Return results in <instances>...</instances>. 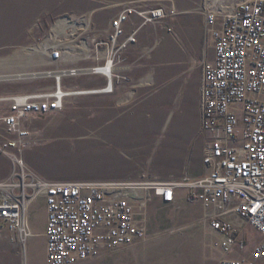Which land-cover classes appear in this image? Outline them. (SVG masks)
I'll list each match as a JSON object with an SVG mask.
<instances>
[{
  "label": "rangeland",
  "instance_id": "obj_1",
  "mask_svg": "<svg viewBox=\"0 0 264 264\" xmlns=\"http://www.w3.org/2000/svg\"><path fill=\"white\" fill-rule=\"evenodd\" d=\"M238 1L222 0V5L233 7ZM207 2L0 0V76L26 74V80L0 82V95L51 83L27 76L46 69L44 62L37 67L32 48L49 38L58 21L84 18L90 24L84 36L92 46L101 44V54L111 21L124 7L164 6L175 11L141 27L136 41L118 54L112 94L71 98L62 111L25 122L30 132L21 153L25 168L51 182H167L204 175L202 160L210 139L201 126L202 68L213 58L204 24ZM138 25L132 17L124 26L125 35ZM103 85V78L91 75L66 80V86L83 89ZM12 166L0 152V180L9 177ZM145 213V241L80 264H218V235L209 228L206 211L199 203L185 201L184 192L173 204L153 198ZM45 220V203L38 199L29 210L32 235L24 246L0 237V264H46L41 233ZM244 232L250 240L244 253L248 255L260 236L250 226Z\"/></svg>",
  "mask_w": 264,
  "mask_h": 264
},
{
  "label": "built area",
  "instance_id": "obj_2",
  "mask_svg": "<svg viewBox=\"0 0 264 264\" xmlns=\"http://www.w3.org/2000/svg\"><path fill=\"white\" fill-rule=\"evenodd\" d=\"M208 1L203 14L213 58L203 65L201 88V126L210 139L202 160L206 173L167 182H51L25 168L21 153L30 134L25 122L62 111L71 98L112 94L118 54L136 41L141 27L175 11L124 7L111 21L101 54V44L92 46L84 36L89 22L61 20L62 27L55 28L58 21L49 38L34 47L37 67L44 62L46 69L27 76L51 83L0 95V152L13 165L9 177L0 180V237L22 248L32 235L30 207L42 199L46 264H80L145 241L148 203L156 198L173 204L184 192L185 201L199 203L206 211L209 228L218 235V264H264V0H239L233 7L219 0L226 10ZM132 17L139 25L125 35L124 26ZM61 44L74 50H63ZM90 75L103 78V87L66 86V80ZM6 81L11 80L0 77ZM246 226L260 236L248 255Z\"/></svg>",
  "mask_w": 264,
  "mask_h": 264
},
{
  "label": "bare ground",
  "instance_id": "obj_3",
  "mask_svg": "<svg viewBox=\"0 0 264 264\" xmlns=\"http://www.w3.org/2000/svg\"><path fill=\"white\" fill-rule=\"evenodd\" d=\"M213 3L219 5L220 8H221L222 10H226V8H224V7L221 6L219 0H213ZM58 25H61V27H62L63 24H62L61 21H60V22H58V23L55 25V28H56ZM64 29H65V28H63V30H64ZM53 30H54V28H53ZM74 31H75V29L73 28L72 32H74ZM72 32H71V33H72ZM65 36L67 37L68 35H65L64 33H62V37H65ZM61 46H62V49H63V50L66 49V50H70V52H71V49L66 48V47H68L67 45H62V44H61ZM73 49H74V48H73ZM36 50H37V48H36V49H35V48H32V51H35V52H36L35 54L37 55L38 50H37V51H36ZM66 50H65V51H66ZM5 76H6V75H5ZM5 76H2V75H1L0 77H4L5 79H8V80H11V79L21 80L22 77H25V76H26V74H17V75H13V76H10V75H9L10 77H9V76H6V77H5ZM9 78H11V79H9Z\"/></svg>",
  "mask_w": 264,
  "mask_h": 264
},
{
  "label": "crops",
  "instance_id": "obj_4",
  "mask_svg": "<svg viewBox=\"0 0 264 264\" xmlns=\"http://www.w3.org/2000/svg\"><path fill=\"white\" fill-rule=\"evenodd\" d=\"M26 78H23L22 80H25ZM21 81V80H20ZM111 179H115V178H111ZM114 181V180H113ZM44 233V230L41 232ZM7 240V239H6ZM8 241V240H7ZM9 242V241H8Z\"/></svg>",
  "mask_w": 264,
  "mask_h": 264
}]
</instances>
